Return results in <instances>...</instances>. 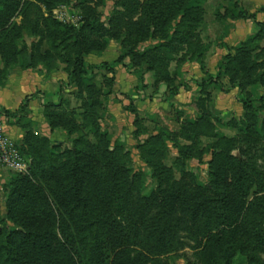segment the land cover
<instances>
[{
  "label": "rangeland",
  "instance_id": "1",
  "mask_svg": "<svg viewBox=\"0 0 264 264\" xmlns=\"http://www.w3.org/2000/svg\"><path fill=\"white\" fill-rule=\"evenodd\" d=\"M1 94L13 112L31 99L18 116L0 111V151L20 159L0 162V224L15 228L10 200L24 176L53 189V157L79 147L90 163L109 149L134 180L133 211L114 212L140 230L131 254L142 264L215 255L206 234L235 187L261 200L237 222L246 214L264 229V0H0ZM158 187L203 191L210 213L194 219L177 202L161 221ZM235 249L234 264H264L263 250L257 262Z\"/></svg>",
  "mask_w": 264,
  "mask_h": 264
},
{
  "label": "trees",
  "instance_id": "2",
  "mask_svg": "<svg viewBox=\"0 0 264 264\" xmlns=\"http://www.w3.org/2000/svg\"><path fill=\"white\" fill-rule=\"evenodd\" d=\"M30 99L31 95H27L16 112L1 106L0 111L4 109L7 116H18L27 110ZM105 152H100L101 160L95 158L94 163L87 160L85 151L79 147L53 157L57 163H52L48 172L55 183L53 189L39 178L35 179V171L33 176L22 178L13 188L10 200V221L15 223V228L0 224V264H109L107 252L110 249L116 253L112 264H142L131 254V237H140V230L128 226V222L114 212L115 207L120 213L133 211L130 205L134 180L117 167L114 159L110 160L109 149ZM112 162V166L109 165ZM197 193L198 200L183 189L168 193L158 187L151 201L160 208L161 221H165L177 202L184 208L191 206L195 219L202 209L210 213L203 191ZM246 193L239 187L222 193L224 216L219 230L210 229L211 220L203 228L206 232L209 227L207 243L215 248V255L207 256L204 264H234L235 246L240 248L239 252L247 248L249 258L259 262L255 251H264V229L252 226L253 218L246 214L243 223L237 222L253 204L256 208L253 211L258 214L256 206L261 200L248 204ZM168 230L169 225L160 224V240ZM59 231L64 238L59 237Z\"/></svg>",
  "mask_w": 264,
  "mask_h": 264
},
{
  "label": "built area",
  "instance_id": "3",
  "mask_svg": "<svg viewBox=\"0 0 264 264\" xmlns=\"http://www.w3.org/2000/svg\"><path fill=\"white\" fill-rule=\"evenodd\" d=\"M2 131H3V126H0V144H2V141L5 140L3 138ZM18 159H19V157L17 154L9 153L7 150L0 151V162H3L5 164L6 163L11 164V165L15 166V165H20V162H19L20 159L19 160Z\"/></svg>",
  "mask_w": 264,
  "mask_h": 264
},
{
  "label": "crops",
  "instance_id": "4",
  "mask_svg": "<svg viewBox=\"0 0 264 264\" xmlns=\"http://www.w3.org/2000/svg\"><path fill=\"white\" fill-rule=\"evenodd\" d=\"M8 95H4V94H1L0 95V106H3V107H7L9 106V103H10V99H9V96L7 97ZM21 105V104H20Z\"/></svg>",
  "mask_w": 264,
  "mask_h": 264
}]
</instances>
